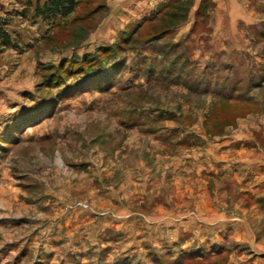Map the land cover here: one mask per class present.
<instances>
[{"label":"rangeland","instance_id":"obj_1","mask_svg":"<svg viewBox=\"0 0 264 264\" xmlns=\"http://www.w3.org/2000/svg\"><path fill=\"white\" fill-rule=\"evenodd\" d=\"M24 2L0 0V264H264V3L228 36L211 0L55 28Z\"/></svg>","mask_w":264,"mask_h":264},{"label":"trees","instance_id":"obj_2","mask_svg":"<svg viewBox=\"0 0 264 264\" xmlns=\"http://www.w3.org/2000/svg\"><path fill=\"white\" fill-rule=\"evenodd\" d=\"M78 6L79 0H34L33 3L31 0H25L22 10L13 12L8 16L26 19L31 11L34 19H39L41 22H45L55 28L59 26V24H55V19H67L75 13ZM10 19L12 18L0 17V47L15 49L18 45L6 31V27L11 22Z\"/></svg>","mask_w":264,"mask_h":264},{"label":"crops","instance_id":"obj_3","mask_svg":"<svg viewBox=\"0 0 264 264\" xmlns=\"http://www.w3.org/2000/svg\"><path fill=\"white\" fill-rule=\"evenodd\" d=\"M155 5V3H160L165 0H146ZM251 0H211L213 4V9L215 11L214 18L217 21L222 22L220 26L214 29L215 34L232 36L235 32L238 20H247L254 13L258 11L260 4L264 3V0H256L255 6H249ZM154 3V4H153ZM251 8V9H250ZM258 13V12H257ZM262 13V11L260 12ZM217 25V24H216ZM225 25V26H224Z\"/></svg>","mask_w":264,"mask_h":264}]
</instances>
